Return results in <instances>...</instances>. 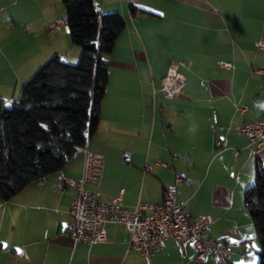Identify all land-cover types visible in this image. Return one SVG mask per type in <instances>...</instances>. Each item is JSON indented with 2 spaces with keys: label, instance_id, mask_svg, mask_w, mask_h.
I'll use <instances>...</instances> for the list:
<instances>
[{
  "label": "crops",
  "instance_id": "0c3cea01",
  "mask_svg": "<svg viewBox=\"0 0 264 264\" xmlns=\"http://www.w3.org/2000/svg\"><path fill=\"white\" fill-rule=\"evenodd\" d=\"M94 4L103 14L119 12L126 28L108 57L101 119L87 142L90 152L103 155L102 174L87 188L102 201L119 197L134 209L160 204L180 176L178 201L193 218L212 217L210 237L229 243L231 264H256L257 253L248 251L249 245L258 249L257 237L244 203L256 161L235 128L264 113V48L257 46L264 45V0ZM0 6V99L10 104L48 60L77 63L81 49L71 42L62 0H0ZM131 6L146 12L133 14ZM220 61L233 68H221ZM172 63L185 65L186 84L169 99L159 90ZM83 170L81 152L62 172L80 179ZM60 173L0 199V264H216L211 254L195 261L193 250L184 257L172 239L142 256L130 249V233L119 224L105 226V242L76 241L65 234L74 191L57 190Z\"/></svg>",
  "mask_w": 264,
  "mask_h": 264
},
{
  "label": "trees",
  "instance_id": "16d2710c",
  "mask_svg": "<svg viewBox=\"0 0 264 264\" xmlns=\"http://www.w3.org/2000/svg\"><path fill=\"white\" fill-rule=\"evenodd\" d=\"M71 42L81 49L76 64L55 56L23 85L19 98L0 99V199L9 201L31 183L63 170L93 137L109 84V55L126 22L103 14L94 0H62ZM131 13H145L130 7ZM244 195L264 264V159Z\"/></svg>",
  "mask_w": 264,
  "mask_h": 264
},
{
  "label": "built area",
  "instance_id": "2783aa9c",
  "mask_svg": "<svg viewBox=\"0 0 264 264\" xmlns=\"http://www.w3.org/2000/svg\"><path fill=\"white\" fill-rule=\"evenodd\" d=\"M0 6V11H1ZM61 22L54 24L51 31L60 28ZM264 48L263 41L257 43ZM225 69L233 68L230 62H219ZM183 63H172L167 75L161 81L159 90L166 98L172 99L185 88L186 78L180 71ZM159 91L154 90V94ZM245 107H237L244 113ZM239 136L245 137L250 148V158L256 160L264 153V113L254 121L245 122L235 128ZM84 155V170L80 179L66 176L62 170L58 191L72 189L74 198L69 209L70 222L65 228V234L86 244L105 242L107 239V224L124 225L130 233V249L142 256L151 257L164 248L166 241H177L186 257L188 250L196 253L195 261L211 254L219 264H231L232 249L224 239L210 237V227L213 219L210 215L193 218L186 206L177 199V184L180 176L175 177L173 185L165 189L163 201L160 204L148 205L139 203L130 209L122 204L121 198L111 202L102 201L98 192L90 191L88 184L98 185L104 158L101 154H93L87 148V143L81 148ZM165 166V165H163ZM45 178L40 179L44 182Z\"/></svg>",
  "mask_w": 264,
  "mask_h": 264
},
{
  "label": "rangeland",
  "instance_id": "374dc122",
  "mask_svg": "<svg viewBox=\"0 0 264 264\" xmlns=\"http://www.w3.org/2000/svg\"><path fill=\"white\" fill-rule=\"evenodd\" d=\"M68 62V61H67ZM71 64H76V63H71ZM263 159H264V155H263ZM254 184V183H253ZM256 247H258V249L256 250V249H254L252 246H250L249 245V253H251V254H254V253H257L256 255H257V257H258V261H257V263L256 264H259V254H258V251L260 250V245H259V241H258V239L256 238ZM234 250H236V249H234ZM214 257V256H213ZM214 262L216 263V264H219L218 263V261L215 259V257H214Z\"/></svg>",
  "mask_w": 264,
  "mask_h": 264
}]
</instances>
